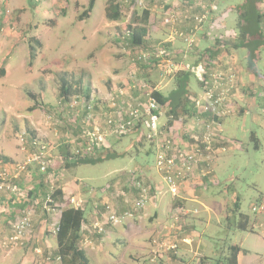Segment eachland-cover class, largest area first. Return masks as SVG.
<instances>
[{
	"label": "rangeland",
	"instance_id": "obj_1",
	"mask_svg": "<svg viewBox=\"0 0 264 264\" xmlns=\"http://www.w3.org/2000/svg\"><path fill=\"white\" fill-rule=\"evenodd\" d=\"M96 1L90 18L79 21L77 18L87 0H0V138L9 137L17 147H29L26 142L28 141L26 128L35 124L36 130H32L35 141L42 144L49 143L48 145L55 147L50 150V152L53 151L47 161V168L53 165L52 171L40 175L48 183V192L58 187L67 188L71 185L73 190L71 195L81 196L85 205L89 204V206L96 201L99 203L104 194L106 196L112 194L115 199H118L117 192L121 194L122 199L133 202L137 195L125 186L126 183L132 184L133 178L141 177L145 179V182L142 180L141 183L151 186L154 183L152 179H158L149 144L146 141L137 143L134 141V136L106 138L110 144L107 152L115 156L111 160L72 169L56 170L54 168L56 162L59 163L56 168H61L59 143L78 139L86 147L83 134L80 131L77 132L74 126H68L69 118L63 115L66 112L71 119H82L83 114L77 111L78 109L69 112L59 105L60 75L66 73L68 81L75 89L81 92L89 91L90 97L101 106L92 114L101 120L107 112L108 99L115 97L118 90L125 89L126 83L130 82L131 77L136 73L135 65L124 56L122 46L116 39L133 16L136 15L135 19L140 17V9L136 6L133 8L134 12L128 10L118 21H110L104 17V8L108 0ZM221 2L219 10L230 11L225 17L223 16L221 24H211L212 27L208 31L209 37H206L205 42L201 44L203 47L211 45L216 37L229 41L237 34V13L234 8L244 3V0H222ZM153 5L154 1L148 0L145 7L152 8ZM217 5L215 12H218ZM153 7L155 11L153 10V15L151 14L149 25L159 29L151 33L157 35L156 37H159L157 39H163L166 36V30L160 27H165L167 17L162 15L164 10L161 4ZM29 39H35L40 46L29 43ZM29 46L34 48L35 58L32 62L29 60ZM179 47L176 49L179 51L177 56H181L179 60L189 63L194 61L193 57H188L189 55L182 57L185 46L180 44ZM241 54V50H232L227 54V56L236 57L235 64L238 65L236 66L238 70L239 67L244 70V64L240 63L243 62ZM10 57H16V59L11 58L12 70L10 69L8 74L3 72L1 75V70L4 69ZM142 76H147L158 84L164 94H167L172 87V79H160L156 70H147ZM242 76L244 81L241 87L244 89L247 77ZM191 87L193 92L198 91L193 80ZM30 91L35 93L36 100L27 95ZM245 95L246 100L253 99L248 94L245 93ZM246 100L241 106L238 105V107L243 106L244 113L236 110L234 115L223 120L222 136L225 138L223 141H235V146L218 157L216 176L219 183L216 187L222 192L213 199V202L220 213V203L229 198L231 204L235 196L240 199L241 212L250 218L251 224L247 230L240 231L234 230L232 226L227 230L226 225L221 222L223 227H220L219 236L222 241L219 245L221 249H218L219 255L225 259L228 254L225 251L227 246L243 243V248L251 252L246 257V262L249 263L255 262L254 253L264 251V225L259 226L260 223L264 224V219L255 220L254 217L257 216L251 211L252 205L264 198V108L260 111L262 103L259 100L256 101V107L249 106ZM34 104L36 109L30 112L28 108L33 107ZM142 131L144 132V128ZM22 133H24L23 141H25L23 144L19 142V135ZM252 137L261 144L259 148H254L256 142ZM28 150L30 154L32 150L29 148ZM106 187H108L107 190H105ZM227 187H229L228 193L225 192ZM163 192L169 201V193L165 188ZM44 200L43 197L41 208L38 209L36 205L29 204L17 217L30 211L31 226H33L35 219L43 216ZM64 206H70L68 200L62 205H54V210L48 211L52 213L51 217L41 220V224L43 225L45 221L49 231L53 230L60 208ZM211 231L215 234L216 230L211 229ZM52 243L56 244L53 237ZM25 244L5 252L0 243V264H60V261L50 259L49 254L52 250L49 249L47 253L41 250L40 253L29 255L27 249L30 244L24 248ZM88 258H90V264H97L92 256ZM246 262L244 261L245 264Z\"/></svg>",
	"mask_w": 264,
	"mask_h": 264
},
{
	"label": "crops",
	"instance_id": "obj_2",
	"mask_svg": "<svg viewBox=\"0 0 264 264\" xmlns=\"http://www.w3.org/2000/svg\"><path fill=\"white\" fill-rule=\"evenodd\" d=\"M151 1H154V5H162V9L164 10L162 15L165 17H167L166 15L172 11L175 14L177 13L179 15V19L181 20L184 14L190 13L194 10L188 0ZM221 1L222 0L216 3V5L218 4V12H211L209 22L206 24L204 29L196 35L195 45L190 49H186L184 47L185 53L182 55V57H187V52L191 49L192 51H200L208 46L206 45L203 47L201 46V44L205 42L206 37H209L208 31H210V27H212L213 23L221 24L223 16L225 17L228 11H230L219 10L222 4ZM96 2L97 1H95V5ZM153 6V9L151 8V6H148V9L150 10V21L151 14L155 11V8ZM189 6H191L192 9ZM260 8L261 10L263 9L262 2L260 4ZM168 26L170 25L160 27L166 30L165 35H167ZM176 27L179 29H185L187 28V25L184 22L179 21L176 24ZM158 29L159 28H157L156 26L149 27V37L151 44L159 43L166 38L165 36V38L163 39H157L159 37H156L157 35H154V31H158ZM152 31L154 33H151ZM226 38L229 39V37ZM177 42L178 41H173V43L170 44V48L173 50V52L175 51L173 55H177V53H179V51H176V49L180 48L179 46L181 43ZM263 54L264 51L259 57L257 63L258 71L262 76L261 84L259 85V91L257 90V96L259 97L264 83ZM224 56H226V58H224ZM224 56H220L223 64L224 61H226L227 63H231L234 66H238L235 64L237 63L235 60L236 57L234 58L232 57V55L227 56L225 54ZM241 56V59H243L242 54ZM180 57L181 56L179 55L175 56V58L178 59ZM11 58L13 57H10L8 59V62L5 64L4 69L1 70L5 72V74H8L10 69L12 70L10 64L13 60H11ZM13 59H16V57ZM179 61L182 62L181 64L183 66H191L190 64H188V62H183L184 60ZM243 62L241 61L240 63L245 64ZM14 63L15 65L17 64L15 60ZM238 71L241 84L242 81H244L242 75L246 76V74L240 67ZM241 86L240 89H238L239 97L241 98L236 105V110L238 111L242 110L243 106L238 107V105L240 104L241 106V104H244L246 100L245 93L247 94V92H245ZM30 92L35 94L32 91ZM198 92L199 88L196 92V95L198 94ZM255 99L256 96H253V99H247L246 101L249 106L252 105V107H256L257 99ZM258 100L262 103L260 110L262 111V109L264 108V99L260 98ZM31 108L32 107H29L28 110L30 112H34L35 110H30ZM29 118H32V116H29ZM31 124L33 123L31 122ZM26 130H30L31 132L32 130H36L35 124L27 127ZM72 141L75 142L74 139H72ZM26 142L27 144H29L28 141ZM255 142L257 143V146L259 148L261 144L259 143V141ZM14 143L15 142L10 141L9 137L0 138V170L7 169L10 172L11 164L13 162L24 161L29 152L28 148L32 150L31 144H29V147H17L16 145H14ZM60 145L61 144L59 143L58 147ZM214 145L216 147H221V145L224 144L222 141L217 140L214 142ZM225 145L227 147V150H229L231 147L235 146V141H227ZM109 146L110 144L108 143V147ZM54 148L55 147L51 145V149ZM150 150L152 151L151 147ZM4 159H8V161H5ZM217 162L218 159L215 162L214 173L211 177L199 180V182L198 180H194L191 183H186L181 189L178 197H172L169 195V201L167 200L166 195L163 192L164 187L161 185V181L158 175L157 180L152 179V181L154 182L153 185L150 186L143 183L145 186L149 187V200L142 209H139L137 211L132 208V202H128L127 199H122L123 197L121 198V194L119 192H117L118 199H115L112 194L108 196L104 194L99 203L96 201L91 203L89 206V204L85 205V202L81 196L71 195V193H73L71 185L67 188L62 186L61 189L64 192L63 197L66 202L70 197H80L84 202L82 209L85 212L86 221L83 226L84 232L80 240L81 248L85 250L88 257L92 256L97 264H149L148 258L153 250L151 241L153 239H156L159 243L165 245L166 247H175L174 249H168L167 251L164 249L160 250L162 258L159 261L161 262L162 260V263L164 264H216L218 261H221L223 259V256L219 255V249H221V246L219 245L221 244L222 240H220L219 235L221 234L220 227H223V225L220 221V214L218 215L219 210L217 208V205L213 202V199L216 196L221 195L222 192V190L216 187V185L219 183L216 176ZM133 179L134 181L132 182V184L126 183L125 186L132 189L135 195H137L138 190L134 186L135 180L139 179L140 181L143 180L145 182V179H142L141 177H136ZM16 182L20 190V193L18 194L20 195L15 194L5 197L4 194L0 193V243L5 241L6 238L10 235L12 223L15 221V219L18 218L17 215L22 213L24 208L29 204L36 205L35 207L38 209L41 208L42 198L45 197L49 191L48 183L46 182V180H43L42 178L40 179V174L36 172L33 167L30 168L24 175H22V177L16 180ZM107 189L108 187L105 188V190ZM29 192H32L31 196L29 195ZM225 192H229V187L226 188ZM56 204L58 203H55V205ZM106 204L110 205L112 212L120 218L118 223L113 224L108 221V214L104 210V206ZM43 210L45 213L43 212V216L38 217L39 219H35V222L33 226H31L24 241V244L26 242L24 248H26L28 244H30L27 249V254L29 255H32V253H40L41 250L47 253L49 249L52 251L55 249V245H53L52 243V237L54 238V235H51L53 231H49V227L47 226L45 221L43 225L41 224V220H46L48 217H51L52 213H48V211H46L45 209ZM216 211L218 213H216ZM177 214L181 215L180 221L173 224L172 217ZM256 216L257 217H254L255 220H258L259 218L264 219V212ZM247 218L249 221L248 226H250L251 220L248 216ZM147 223H149L148 226ZM263 225L264 224L262 223L259 224V226ZM94 226H98L101 231L98 232L97 230H94ZM53 227H55V225H53ZM211 229L216 230L215 234L212 233ZM242 244L243 243H240L238 246L243 249L245 253H238L237 262L239 264L241 261L242 264H245L244 261L246 262V257L251 254L250 250H246L245 248H243ZM228 247L229 246H227L225 250L227 251V253ZM258 256L259 259H257ZM253 259L255 260V262H246V264H264V251L263 253H254Z\"/></svg>",
	"mask_w": 264,
	"mask_h": 264
},
{
	"label": "built area",
	"instance_id": "obj_3",
	"mask_svg": "<svg viewBox=\"0 0 264 264\" xmlns=\"http://www.w3.org/2000/svg\"><path fill=\"white\" fill-rule=\"evenodd\" d=\"M127 4L130 0H122ZM135 6L145 8L148 0H134ZM220 0H189L194 10L184 14L182 19L174 12H169L166 16V25L168 26L166 38L155 43V58L160 62L156 64L160 79L170 78L176 72L183 69H190L196 79L201 82L199 92L192 99V103L198 114L205 118H194L183 128V133L177 134L174 129L166 130L167 118L162 113V108L153 97L155 89L160 90L158 84L154 88L147 83H141L140 96L138 99H126L127 90L120 89L117 96L108 99L109 112L104 114L101 120H98L92 113L87 114L85 122L88 127L85 128L83 136L85 137L86 150L91 151L94 148H107L108 137L125 136L135 125L140 123L144 128V137L146 143L152 148L154 156V170L159 176L161 185L172 197H178L181 189L186 183L194 180H203L211 177L214 173V165L219 155L226 153L227 147H216L214 142L222 138V122L229 116L236 113V105L239 97L240 75L238 68L231 63L221 61L220 57L213 58L210 62H198L194 66H183L180 62L175 64L172 59L166 58L167 51L164 45H170L173 41L183 44L186 49L195 45L196 35L204 29L209 22L211 12L216 9V4ZM189 6L191 9L192 7ZM264 11V0L262 1ZM182 21L187 25L185 29H179L176 24ZM175 25V26H174ZM151 53L141 54V60L146 61ZM223 64V65H222ZM260 95L264 97V83ZM82 104L80 97L74 96L72 101L67 103L69 112L77 109V105ZM90 109V107H88ZM89 112H91L89 110ZM102 122V123H100ZM24 133L19 135V142H25ZM36 147L35 152L28 154L25 161L13 162L10 172L7 169L0 171V193L5 196L20 195L19 187L15 182L27 172L28 167L33 165L40 172H45L47 167V157L50 154L51 146L37 141L33 142ZM75 155H80L76 150ZM135 188L138 190L137 196L132 202V208L137 211L142 209L149 200V187L141 181L135 180ZM68 203L75 209H82L83 200L80 197H70ZM49 195L45 197L44 209L46 211L54 210ZM50 208V209H49ZM108 221L118 223L117 217L106 204ZM255 215L264 212V198L251 207ZM31 212H25L17 218L11 226V233L2 242L4 250H10L16 246L23 245L27 234L31 228ZM181 215H174L172 223L180 221ZM94 230L100 232L99 227L94 226ZM153 245L152 253L148 258L149 264H158L162 258L160 250L174 249V246L166 247L156 239L151 241Z\"/></svg>",
	"mask_w": 264,
	"mask_h": 264
},
{
	"label": "trees",
	"instance_id": "obj_4",
	"mask_svg": "<svg viewBox=\"0 0 264 264\" xmlns=\"http://www.w3.org/2000/svg\"><path fill=\"white\" fill-rule=\"evenodd\" d=\"M95 1L96 0H87L84 9L77 18L79 21L90 18V13L93 6L95 5ZM261 2L262 0H244V3L235 7V10L237 12V34L234 38H232V40L226 41L220 39L221 37H216L215 39H213L212 44L208 45L205 49L200 51H192L191 49L187 52V55H189L188 57L194 58V61H192L191 63L188 62V64L191 65L190 67H192L198 62H210L213 58L215 59L217 57L224 56V54L227 55L229 51L241 50L244 61L243 63H245L244 73L247 77V82L244 84V91L247 92V94L251 96V98H253L252 96L254 94L257 100L260 98L264 99V97H262L261 95L260 97L257 96V90L259 91V85L261 84L262 78L261 74L258 71L257 63L259 57L264 51V11L260 8ZM135 7L136 6L134 0H130V2L127 4L123 3L122 0H108L107 6L106 8H104V17L110 21H118L121 15L126 13L128 10H132L134 12L135 9L133 8ZM137 9H140V17H138V19H135L137 18L136 15L133 16L132 19L129 20L127 25L124 26V30L122 32H119L118 39H116V41L119 42L118 44L122 46L124 56H126L127 60L136 67L135 75L131 77L130 82H127V86L124 87L128 92L127 95H125V98L127 100L138 99L139 97L141 98L140 87L138 89V86L141 83L145 82L149 84L151 88H154L156 86V84L147 76H142L145 71L150 69L156 70L157 74H159L155 66L158 61L160 62V59L157 60L155 58L154 55L156 54L157 50L155 44L150 43L149 37L150 10L146 7H137ZM29 43H33L38 47L40 46V43L35 39H29ZM163 47L168 53V56H166V58H171L175 64H179L180 61L178 58H175V56L177 55H173L174 52L170 48V45L166 44ZM29 49V60L30 62H32L35 58L33 54L34 48L32 46H29ZM143 53H151L152 55L148 60L143 61L141 60V54ZM224 58H226V56H224ZM1 75H3V71H1ZM170 78L172 79L173 83L170 91L167 94H164L161 90L155 89L152 95L157 100V102H159L162 108V113L164 117L167 118L165 125L166 130L171 128L174 129L177 134L182 135L183 128L192 119L197 117L205 118L204 115L197 113L192 103V99L196 97V93L192 91L191 81L193 80L195 82L197 88H199L201 82L196 79L190 69H183L181 71H178ZM59 80L60 84L58 88V96L59 105L62 108H66L67 110H69L67 103H69L74 96H77L78 98L80 97L82 104L79 103V105H77L76 107L78 109L77 111L83 114L82 119H71V116L66 114V112H64L63 115L65 114L69 118L68 126H74L77 132L80 131V133L83 134L85 132V128L88 127L87 123L85 122L87 114H94V111H97L101 106L98 105L97 101L94 98L90 97L89 91L81 92L80 90L75 89L68 81L66 73L60 75ZM27 95L31 99L36 100V97L33 93L27 92ZM88 107H90V109H88ZM33 109H35V104L30 110ZM89 110L91 112H89ZM106 111V113L109 112L108 105L106 107ZM241 112L244 113L243 110H241ZM141 129L142 127L140 123H138L125 136L122 137L134 136V141H137V143L141 144L145 141V137ZM65 134H67V132ZM26 135L28 138V143L31 144L32 147L31 153H33L36 150V147L33 145V142L35 141L34 133L30 130H26ZM222 138L223 139L219 137L218 140L223 142L224 145L222 146H226L225 144L227 141H223L225 140L223 136ZM252 138L254 139V137ZM254 140L257 141L256 138ZM254 148H258L257 143H255ZM59 150H61V168H56V166L59 165V163L56 162V166H54L56 170L63 168L72 169L84 165H96L111 160L115 157L114 155H111L109 152H107L108 147L94 148L91 151H87L86 147L83 146L78 139L75 142L67 141L61 144L59 146ZM76 150L80 152V155H75L74 152ZM49 156L47 157V161ZM4 160L8 161V159ZM32 167L34 166L31 165L30 167H28L27 172ZM52 168L53 165L51 168H47L45 172L52 171ZM34 169L40 175L44 174V172H40L37 168ZM2 170L3 169H1L0 171ZM138 181L140 180L138 179ZM48 193H50L47 195H49V198L52 202V204H50V207L54 206L55 203H64V192L61 187H58ZM29 195L31 196L32 192H29ZM228 199H226V201H223L220 206L219 214L221 222L226 225L227 230L228 227L231 226L234 230H247L249 227V221L247 216L241 212L240 199L235 196L231 200V204L229 203ZM104 210L105 212H107L106 205L104 206ZM85 221L86 216L83 209H75L71 206H64L60 208L57 222L54 229L52 230L56 244L55 249L51 251V254H49L50 259L58 260L60 261V264H90V260L85 250L81 248L80 245V240L84 232L83 226ZM239 252L242 254L245 253V251L238 245H230L228 247V255L225 257V259H223V261H218L216 264H239L237 262V255Z\"/></svg>",
	"mask_w": 264,
	"mask_h": 264
}]
</instances>
